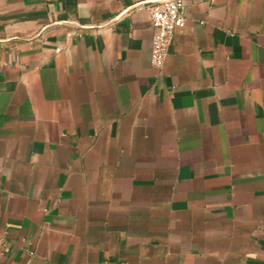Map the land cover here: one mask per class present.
<instances>
[{"label": "crops", "instance_id": "obj_1", "mask_svg": "<svg viewBox=\"0 0 264 264\" xmlns=\"http://www.w3.org/2000/svg\"><path fill=\"white\" fill-rule=\"evenodd\" d=\"M0 0V264H264V0Z\"/></svg>", "mask_w": 264, "mask_h": 264}, {"label": "built area", "instance_id": "obj_2", "mask_svg": "<svg viewBox=\"0 0 264 264\" xmlns=\"http://www.w3.org/2000/svg\"><path fill=\"white\" fill-rule=\"evenodd\" d=\"M143 8L148 12L153 30L150 48V63L161 69L175 30L183 28V0H153Z\"/></svg>", "mask_w": 264, "mask_h": 264}]
</instances>
